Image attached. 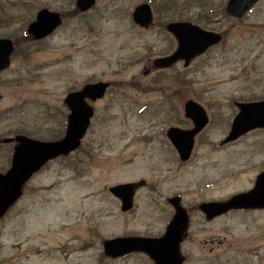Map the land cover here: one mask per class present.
Listing matches in <instances>:
<instances>
[{
  "label": "rangeland",
  "instance_id": "obj_1",
  "mask_svg": "<svg viewBox=\"0 0 264 264\" xmlns=\"http://www.w3.org/2000/svg\"><path fill=\"white\" fill-rule=\"evenodd\" d=\"M143 2L155 15L148 30L132 19ZM227 2L96 0L79 12L76 0H0L6 21L0 36L24 31L43 7L64 16L47 39L16 46L10 66L0 71L1 139L23 130L55 140L65 132L67 93L87 82L111 84L93 104L81 148L47 164L0 222V264H154L142 254L101 256L103 245L113 237L162 235L175 213L168 198L175 195L190 216L183 264H264V209L211 220L199 209L203 200L253 188L264 169V128L220 145L238 111L235 101L264 99V0L242 18L226 12ZM171 21L197 23L224 39L188 67L181 61L146 75L155 58L176 48L163 26ZM188 99L206 108L210 122L183 163L166 132L192 127L184 115ZM8 153L1 148L0 170L10 164ZM140 179L147 187L122 212L108 188Z\"/></svg>",
  "mask_w": 264,
  "mask_h": 264
},
{
  "label": "water",
  "instance_id": "obj_2",
  "mask_svg": "<svg viewBox=\"0 0 264 264\" xmlns=\"http://www.w3.org/2000/svg\"><path fill=\"white\" fill-rule=\"evenodd\" d=\"M258 0H229L227 11L237 17H242ZM95 0H77L78 7L86 10L94 4ZM134 21L149 27L153 23L151 7L144 3L136 7L133 13ZM62 19L58 12L43 9L39 12L37 20L29 28L35 38H42L60 25ZM168 29L173 32L179 42L176 52L166 58L155 61L158 67H166L178 59H185L186 65L197 55L205 52L210 46L218 44L222 36L219 33L207 31L189 22H172ZM11 44L6 39H0V68ZM108 83L99 82L87 85L82 91L71 93L66 102L72 108L69 124L64 138L54 142H41L22 138L21 144L16 147L13 165L6 175L0 174V217L4 215L21 195L23 184L39 170L48 160L61 154H68L80 145L93 116L92 107L84 102V97L100 98L104 96ZM240 112L233 121L228 137L222 142L225 144L237 139L248 131L264 128V101L237 103ZM186 114L194 121L195 128L182 130L172 128L169 135L177 145L181 159L190 158L194 137L208 123V116L201 105L195 101H188L185 107ZM145 181L136 183L118 184L110 191L122 201V211L130 210L134 205L136 190L143 186ZM175 208V214L167 226L162 238L126 237L109 240L105 243L106 254L117 257L132 250H145L156 264H182L184 257L180 251V243L187 234L189 216L187 210L181 205V197L170 198ZM264 207V171L257 177L255 187L244 193L232 196L222 202H206L200 209L208 219L227 213L232 209L263 208Z\"/></svg>",
  "mask_w": 264,
  "mask_h": 264
},
{
  "label": "flooded vegetation",
  "instance_id": "obj_3",
  "mask_svg": "<svg viewBox=\"0 0 264 264\" xmlns=\"http://www.w3.org/2000/svg\"><path fill=\"white\" fill-rule=\"evenodd\" d=\"M5 22L6 21H3L1 19L0 20V25H1V23L4 24ZM15 32H18V33H16L15 35L0 36V38L8 39L9 42H10V44H11V46H12L11 51L9 50L10 52L8 51L9 53L7 52L6 55L3 58V61H2V64L3 65H2V68H1L0 71L4 70L5 68H7V67L10 66L11 61H12V58H13L12 57V53H13L14 49L16 48V46L22 45L23 43H25V41H27V43L28 42H31V43H28V44H32V43H35L36 44L39 41H43V40H45V39H47L49 37V35H48V36L43 37L41 39L35 38L33 35L29 34V32H28V26L26 27V29L24 31L23 30H17ZM154 71H157V70H155V69L154 70L148 69L147 70V74H150V73H152ZM92 82H95V81H92ZM87 83H85V85ZM88 101L91 102V103H93V104H95L99 100H95V101L88 100ZM34 130L36 131V129H34ZM21 131H23V130H19V132L15 133L14 135H12V136H6L3 139H1V137H0V147L3 148V149L9 148V153L7 154V156L8 157H11V160H12V156L14 154L15 148L19 145L18 137L19 136H23L22 134H25V133H26L25 135L31 133V132H28V131H26L25 133H22ZM27 136H29V135H27ZM9 138H16V139L11 140ZM1 148H0V150H1ZM4 169L5 168H2L0 171H3ZM6 170H7V168H6ZM186 239H185V241H186Z\"/></svg>",
  "mask_w": 264,
  "mask_h": 264
},
{
  "label": "trees",
  "instance_id": "obj_4",
  "mask_svg": "<svg viewBox=\"0 0 264 264\" xmlns=\"http://www.w3.org/2000/svg\"><path fill=\"white\" fill-rule=\"evenodd\" d=\"M75 11H77V9H74ZM71 12H73V11H71Z\"/></svg>",
  "mask_w": 264,
  "mask_h": 264
}]
</instances>
